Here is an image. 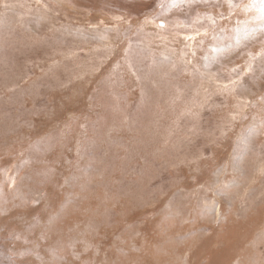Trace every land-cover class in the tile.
<instances>
[{
	"label": "rangeland",
	"instance_id": "1",
	"mask_svg": "<svg viewBox=\"0 0 264 264\" xmlns=\"http://www.w3.org/2000/svg\"><path fill=\"white\" fill-rule=\"evenodd\" d=\"M0 264H264V0H0Z\"/></svg>",
	"mask_w": 264,
	"mask_h": 264
}]
</instances>
